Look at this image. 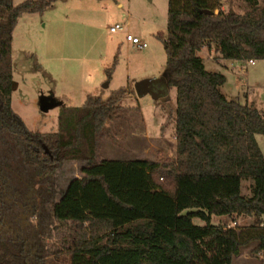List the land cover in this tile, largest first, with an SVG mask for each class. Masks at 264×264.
<instances>
[{
  "label": "trees",
  "instance_id": "1",
  "mask_svg": "<svg viewBox=\"0 0 264 264\" xmlns=\"http://www.w3.org/2000/svg\"><path fill=\"white\" fill-rule=\"evenodd\" d=\"M59 1L15 6L0 0V132L11 135L23 161L43 174L66 161L84 164L81 178L51 206L53 219L70 231L67 264H192L216 230L213 216L253 218L254 224L230 231L229 253L237 257L256 244L252 254L264 258V155L256 139L264 136V113L229 99L222 91L226 76L208 71L199 56L214 46L225 61H264V0H243V14L225 13L223 0H168L164 46L168 84L177 92V151L175 159L162 154L157 162L96 159L105 124L123 111L124 90L63 108L55 133L30 131L13 110L18 21ZM243 181L251 182V197L243 196ZM6 190L3 182L0 191ZM0 264L46 263L27 239L0 234Z\"/></svg>",
  "mask_w": 264,
  "mask_h": 264
},
{
  "label": "rangeland",
  "instance_id": "2",
  "mask_svg": "<svg viewBox=\"0 0 264 264\" xmlns=\"http://www.w3.org/2000/svg\"><path fill=\"white\" fill-rule=\"evenodd\" d=\"M25 1L14 0V5ZM124 1L60 0L41 14L23 15L13 34L11 106L30 131L55 133L63 108H80L89 96L107 100L124 90L119 100L123 111L105 124L96 159L157 162L162 154L175 159L177 92L168 84L164 46L169 2L143 0L138 9L147 7V16L130 19ZM222 8L225 13L243 14L247 4L223 0ZM128 22L127 31L147 43V48L128 42L127 33L110 32L116 24L126 26ZM199 56L208 71L226 76L222 91L229 99L243 103L244 96L238 95L245 93L250 105L264 113V61L244 62L243 67L232 69V62L221 59L214 46L205 47ZM145 80H152L154 91L160 92L157 99L137 94L136 84ZM42 97L54 99L59 106L41 112ZM256 139L264 155V136ZM83 165L66 161L54 174H43L23 161L19 143L11 135L0 132V187L3 182L7 185L6 194L0 191V234L27 239L46 264H67L70 231L53 219L51 206L61 199L71 180L81 178ZM250 186V181H243V196H252ZM194 223L204 226L200 220ZM254 223L251 217L213 216L216 230L197 250L192 264H264L262 255L252 254L256 244L243 248L237 257L229 253L230 231Z\"/></svg>",
  "mask_w": 264,
  "mask_h": 264
},
{
  "label": "water",
  "instance_id": "3",
  "mask_svg": "<svg viewBox=\"0 0 264 264\" xmlns=\"http://www.w3.org/2000/svg\"><path fill=\"white\" fill-rule=\"evenodd\" d=\"M204 13L212 14L211 11H204ZM136 92L139 96H145V95L151 94L154 99H157L160 95V92L154 91L152 80H145V81L137 83ZM58 106H59V103L52 98L42 97L40 100V109H41V112L43 113H47L51 109H54Z\"/></svg>",
  "mask_w": 264,
  "mask_h": 264
},
{
  "label": "crops",
  "instance_id": "4",
  "mask_svg": "<svg viewBox=\"0 0 264 264\" xmlns=\"http://www.w3.org/2000/svg\"><path fill=\"white\" fill-rule=\"evenodd\" d=\"M157 1H160V2H162L161 0H149V1H145V2H148V4H154L155 2H157ZM141 2H143V0H126V1H124V3H126L127 5H128V9H129V12H128V17L130 18V19H133V18H136V19H140V18H143V17H145V16H147V11H148V9L146 10H144V8H147V7H144L143 9L141 8V9H138V4L142 7L143 5H142V3ZM123 3V4H124ZM123 4L120 6V7H122L123 6ZM222 10H223V8H222ZM128 25H130V22H128L127 24H126V26H125V28H127V26ZM127 30V29H126ZM128 32V31H127ZM129 34H131V35H133V36H135V37H138L137 35H134L132 32H128ZM14 41V40H13ZM232 63H231V65H230V67L232 68V69H235V65H240V66H242L243 67V63L244 62H233V61H231ZM230 69V68H229ZM241 95H243L244 96V102L242 103V101H241V103L242 104H248V105H250V103H249V96L247 95V94H245V93H239V95H238V97L239 96H241ZM240 102V101H239Z\"/></svg>",
  "mask_w": 264,
  "mask_h": 264
},
{
  "label": "built area",
  "instance_id": "5",
  "mask_svg": "<svg viewBox=\"0 0 264 264\" xmlns=\"http://www.w3.org/2000/svg\"><path fill=\"white\" fill-rule=\"evenodd\" d=\"M110 32L111 33H127V41L131 42L135 47L139 48V49H145L148 47L147 43H144L139 37H135L131 34H129L125 28V26L121 25V24H116L115 26L110 28ZM249 63L251 65L255 64V61L251 60L249 61ZM236 224V223H235Z\"/></svg>",
  "mask_w": 264,
  "mask_h": 264
}]
</instances>
